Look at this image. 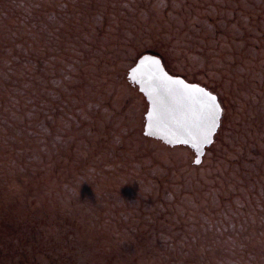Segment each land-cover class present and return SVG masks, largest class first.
Returning <instances> with one entry per match:
<instances>
[{
    "label": "rangeland",
    "instance_id": "obj_1",
    "mask_svg": "<svg viewBox=\"0 0 264 264\" xmlns=\"http://www.w3.org/2000/svg\"><path fill=\"white\" fill-rule=\"evenodd\" d=\"M145 53L218 97L199 166ZM0 264H264V0H0Z\"/></svg>",
    "mask_w": 264,
    "mask_h": 264
},
{
    "label": "snow or ice",
    "instance_id": "obj_2",
    "mask_svg": "<svg viewBox=\"0 0 264 264\" xmlns=\"http://www.w3.org/2000/svg\"><path fill=\"white\" fill-rule=\"evenodd\" d=\"M133 81L149 79L151 88H144L151 110L147 111L145 134L166 132L169 144H183L190 149V162L201 165L204 147L213 142L219 127L222 109L213 92L199 84H190L164 72L153 56L139 57V63L129 73ZM170 105L165 108V101Z\"/></svg>",
    "mask_w": 264,
    "mask_h": 264
},
{
    "label": "water",
    "instance_id": "obj_3",
    "mask_svg": "<svg viewBox=\"0 0 264 264\" xmlns=\"http://www.w3.org/2000/svg\"><path fill=\"white\" fill-rule=\"evenodd\" d=\"M143 56H153V57H156V58L160 61V65H161L163 71H164V72H167L168 75L179 77L180 79H183V80H185L187 83H190V84H198V83H195V82H189V81H187L186 79H184V78L181 77V76H177V75H172V74H170V73L165 69V67H164V65H163V62H162L161 58H159L158 56H156V55H154V54H150V53H145V54H143ZM138 63H139V58L136 60L135 64H134L132 67H135V65L138 64ZM132 67H131V68H132ZM131 68L128 70V73H127V80H128L133 86H136V87H137V90L142 94V96L144 97V99H145V101H146V103H147V111H149V110H151L152 104H151V101L149 100V98H148L146 92L143 91L142 89H144V88H151L152 85L149 83V79L147 78V76L145 77V79H144L143 82H141V81H139V80H137V81H133V80L131 79L130 75H129V73H130V71H131ZM199 85H200V84H199ZM200 86H201V87H204V86H202V85H200ZM204 88H205V87H204ZM206 89H207V88H206ZM207 90H208V89H207ZM213 94H214V93H213ZM214 95L217 97L216 94H214ZM217 102L219 103V101H218V97H217ZM170 103H171L170 100L165 101V108H167V107L170 105ZM219 104H220V103H219ZM220 106H221V105H220ZM221 109H222V107H221ZM147 111H146V113L144 114V124L146 123ZM222 112H223V110H222ZM221 117H222V113H221V116H220V121H221ZM219 126H220V122H219ZM218 128H219V127H218ZM218 128H217V130H218ZM216 133H217V131H216ZM143 135H144L145 137H148V138H151V139L159 140V141L162 142L163 144H165V145H167V146H170V147H173V146H185V147H188V146L183 145V144H175V145H173V144H169V143L167 142V139L165 138V136H166V132H165L164 130H161L160 133H159V135H157V136H149V135H146V134H145V129H144V126H143ZM214 137H215V135L213 136V141H214ZM212 143H213V142H212ZM212 143H211V144H212ZM211 144L206 145V146L204 147V153H203V155L201 156V161H202V158H203V156H204V154H205V152H206V149H207L208 147H210ZM193 164L196 165L195 163H193Z\"/></svg>",
    "mask_w": 264,
    "mask_h": 264
},
{
    "label": "flooded vegetation",
    "instance_id": "obj_4",
    "mask_svg": "<svg viewBox=\"0 0 264 264\" xmlns=\"http://www.w3.org/2000/svg\"><path fill=\"white\" fill-rule=\"evenodd\" d=\"M162 60V59H161ZM163 62V61H162ZM163 65H164V63H163ZM165 67V66H164ZM166 69V68H165ZM185 79V78H184Z\"/></svg>",
    "mask_w": 264,
    "mask_h": 264
},
{
    "label": "trees",
    "instance_id": "obj_5",
    "mask_svg": "<svg viewBox=\"0 0 264 264\" xmlns=\"http://www.w3.org/2000/svg\"><path fill=\"white\" fill-rule=\"evenodd\" d=\"M44 259H45V255H44Z\"/></svg>",
    "mask_w": 264,
    "mask_h": 264
}]
</instances>
